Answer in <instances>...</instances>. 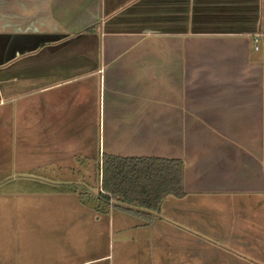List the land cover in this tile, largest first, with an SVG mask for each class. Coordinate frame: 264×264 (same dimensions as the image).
<instances>
[{
  "label": "crops",
  "instance_id": "1",
  "mask_svg": "<svg viewBox=\"0 0 264 264\" xmlns=\"http://www.w3.org/2000/svg\"><path fill=\"white\" fill-rule=\"evenodd\" d=\"M0 72L36 180L94 168L99 193L102 156L154 157L182 161L185 193L157 213L34 197L44 223L4 231L0 264H264V0H0Z\"/></svg>",
  "mask_w": 264,
  "mask_h": 264
},
{
  "label": "rangeland",
  "instance_id": "2",
  "mask_svg": "<svg viewBox=\"0 0 264 264\" xmlns=\"http://www.w3.org/2000/svg\"><path fill=\"white\" fill-rule=\"evenodd\" d=\"M22 62V61H21ZM17 66V64H16ZM1 78L3 76L0 72V83ZM11 80L14 79L16 81L21 79L17 75L10 74ZM27 85L32 84V71L27 75ZM15 93H19L17 89L14 90ZM22 92V91H20ZM6 100L5 98H3ZM23 103L22 99H18L15 97L12 100H9L6 103L0 104V169L3 175L0 177V261H1V253H2V244L7 235H4V240L2 241L3 232L9 231L14 235V241L12 243H16L18 245V241L20 239H25V230L33 229L31 226L34 222H41V220H34L32 218H28L29 214L35 208L39 210L41 206L40 203L35 204L34 197L38 196H58L63 197L61 200H57L56 203H52L47 206V210L54 211L55 208H52L54 205H61L64 208L69 207L72 203H76L78 197H76V193L73 190H77L79 192L90 193V196H96L98 194V181L95 175L94 168L90 172H85V167L83 166V170L77 171L74 170L78 174H89L91 181H89L88 187H78L77 185L69 184L68 179H62V175L58 174L57 171H49L50 175L47 178L35 179V175L42 177V171L40 172L38 169H35L33 165L35 164L34 160V132H33V119L32 112L27 114L26 110L20 109L21 104ZM32 102L29 106L32 108ZM26 106V101L24 102ZM23 105V106H24ZM23 108V107H22ZM21 111V112H20ZM41 142L40 147L50 148L53 147V144L48 145L44 139L40 138ZM65 147H61L58 145V150L61 151L63 155H66L65 152H68L72 149L64 150ZM71 158H69L70 160ZM38 161V159H37ZM58 162V159H55V162ZM60 162V161H59ZM88 164L89 160L80 161V165L82 163ZM91 166H96L97 157L95 155H91ZM9 165V169L7 168ZM54 166L52 164H48ZM8 169V170H7ZM47 173V172H46ZM65 173H72L71 171H65ZM78 176H75L74 184L82 183V181L77 180ZM55 182H49V181ZM82 180V179H81ZM61 182V183H59ZM84 192V194H85ZM83 194V196H85ZM82 196V197H83ZM89 196V197H90ZM38 202V200H36ZM79 201V200H78ZM94 201V200H93ZM116 205H123L121 202L116 201ZM35 206V207H34ZM43 210V209H42ZM27 215L24 217V215ZM77 220H82V216L76 218ZM57 221V220H56ZM54 221V222H56ZM38 229V228H37ZM10 237L6 238V241L10 243ZM7 245V242H5ZM24 243H21V246ZM26 245V244H25ZM16 264L21 262L20 258H14Z\"/></svg>",
  "mask_w": 264,
  "mask_h": 264
},
{
  "label": "trees",
  "instance_id": "3",
  "mask_svg": "<svg viewBox=\"0 0 264 264\" xmlns=\"http://www.w3.org/2000/svg\"><path fill=\"white\" fill-rule=\"evenodd\" d=\"M100 178V200L119 201L130 210L157 213L165 197L185 194L183 163L176 159L104 155Z\"/></svg>",
  "mask_w": 264,
  "mask_h": 264
},
{
  "label": "water",
  "instance_id": "4",
  "mask_svg": "<svg viewBox=\"0 0 264 264\" xmlns=\"http://www.w3.org/2000/svg\"><path fill=\"white\" fill-rule=\"evenodd\" d=\"M40 45H41V43H39L37 46L39 47ZM38 47H37V48H38ZM12 51H13V50H12ZM13 57H14V54L11 56L10 59H9V58L7 59V62L10 61Z\"/></svg>",
  "mask_w": 264,
  "mask_h": 264
},
{
  "label": "built area",
  "instance_id": "5",
  "mask_svg": "<svg viewBox=\"0 0 264 264\" xmlns=\"http://www.w3.org/2000/svg\"><path fill=\"white\" fill-rule=\"evenodd\" d=\"M256 41V40H255ZM257 49V48H256Z\"/></svg>",
  "mask_w": 264,
  "mask_h": 264
}]
</instances>
